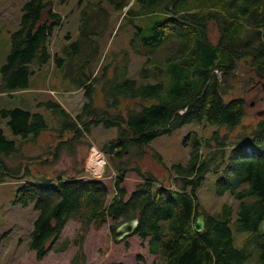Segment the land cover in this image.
<instances>
[{
	"label": "trees",
	"instance_id": "16d2710c",
	"mask_svg": "<svg viewBox=\"0 0 264 264\" xmlns=\"http://www.w3.org/2000/svg\"><path fill=\"white\" fill-rule=\"evenodd\" d=\"M80 3L78 38L68 34L61 55L52 50L53 35L64 21L55 0H28L2 66L4 92L27 89L30 75L50 59L64 69L74 91L84 90L77 114L53 95L39 101L50 111L51 123L29 108L0 110V182L22 180L17 201L32 202L38 210L30 241L37 257L53 249L71 219L80 224L76 236L82 244L96 219L113 222L115 235L118 225L139 216L135 233L148 240L152 252L162 251L166 264H247L248 254L234 244L236 223L238 230L257 233L258 264H264V117L247 120V101L236 94L234 75L241 62L264 74V0ZM112 15L116 20L110 28ZM214 24L217 40L211 35ZM246 77L239 83L254 82V75ZM195 119L215 129L207 137L199 131L188 134L187 164L168 167L172 184L137 162L156 137ZM4 120L18 139L6 135ZM97 126L117 128L116 139L101 148L106 167L117 172L113 187L84 167L46 170L60 161L63 149L76 152L74 141L91 144ZM53 130L55 142L30 155L28 145H38L40 136ZM153 150L163 163L162 154ZM37 164L44 170L35 171ZM130 171L137 175L132 191L125 185ZM210 173L217 176L216 194L230 199L207 213L206 230L198 232L193 224L202 211L199 192Z\"/></svg>",
	"mask_w": 264,
	"mask_h": 264
},
{
	"label": "rangeland",
	"instance_id": "374dc122",
	"mask_svg": "<svg viewBox=\"0 0 264 264\" xmlns=\"http://www.w3.org/2000/svg\"><path fill=\"white\" fill-rule=\"evenodd\" d=\"M27 1L0 0V110L15 107L29 108L33 111L42 112L48 122L51 123L50 111L38 104L43 98L51 97L53 95L50 93L51 91L59 92L58 95L55 92L57 97L54 95L53 97H56L73 114L79 112L85 101L84 90L80 89L73 92V83L69 78L64 77V69L58 67L53 59L36 68L35 72L30 75L27 89L12 93L3 91L2 66L10 53L12 33L20 26L23 6ZM82 4L80 0L67 2L55 0L56 8L63 15L64 21L63 25L53 35L52 50L54 53L58 51L61 55L64 54L62 48L69 41L68 34L72 35L73 40L78 38ZM93 12L96 13V8ZM115 20V16L112 15L109 23L110 28ZM211 35L213 40H217L220 36V31L215 24L211 28ZM257 37V35L253 36V48L259 46ZM247 38L245 36V40ZM243 61L245 62V60ZM245 63L241 62V68L239 67L240 69L238 68L234 74L235 82L239 86L236 94L246 98L247 120L257 122L259 120L258 111L264 108V89L255 84L256 82H250L248 85L239 83H245L246 76L255 73L251 68L245 67L248 65L247 62ZM136 64V69L142 66L139 62ZM228 94L230 92L225 93V95ZM225 97L226 99L229 98V96ZM253 101L255 102L254 105H252ZM205 123L206 121L201 122L195 119L174 128L169 133L159 135L150 143L153 147L148 149L150 152H145V155L137 162L140 161L144 170L151 171L160 179H164L167 184H172L173 180L170 176L173 175L170 171L172 164H187L192 150L191 144L185 142L188 134L199 131L200 135L207 137L215 129V126ZM1 126L9 138H19L12 133L6 120L1 123ZM56 133V130L45 131L38 139V145H28L29 154L46 151L50 145L49 142H55ZM116 137V127L106 128L104 126L95 127L89 136L92 142H95L100 148L104 143L116 139ZM73 146L76 152L71 154L68 150L63 149L60 161L46 170L51 172L57 169H67L71 172L72 167L78 169L84 167L87 172L92 171L89 172L90 175L93 173L92 175L95 176L102 174L105 170V178L98 177V179L107 180V183L113 187L112 178L116 175V171L110 164L106 169L101 167L102 170L97 169V167H92V170L88 169L89 157L93 151L90 149V143L74 141ZM153 149L162 154L163 163L155 159ZM33 168L35 171L44 170L42 165L38 164L34 165ZM128 175L125 185L132 191L137 184V175L133 171H130ZM216 180L217 176L210 173L199 192L202 211H205L206 214L213 213L230 199L229 194L224 197L216 194ZM23 185L22 180L12 178L0 182V264H166V255L162 251L159 253L152 252L148 240H145L140 234L132 233L121 240H116L110 229V224L113 222L109 221L107 224H103L99 219L90 225L82 244L78 242L76 236L80 226L79 222L74 219L69 220L53 249L45 257L38 258L36 251L30 247L33 223L38 215V210L32 202L23 204L17 201L18 190ZM233 204L234 208L237 209V203L233 202ZM233 229L234 244L238 249H242L248 254L247 264H258L260 248L256 239L257 233L238 230L237 223L234 224ZM163 233L166 238L172 235L167 226Z\"/></svg>",
	"mask_w": 264,
	"mask_h": 264
},
{
	"label": "water",
	"instance_id": "95a60500",
	"mask_svg": "<svg viewBox=\"0 0 264 264\" xmlns=\"http://www.w3.org/2000/svg\"><path fill=\"white\" fill-rule=\"evenodd\" d=\"M256 71L259 77L257 81V85H261V87L264 89V74L258 70ZM254 103L255 102L253 101L252 105H254ZM258 115L264 116V108L258 111ZM139 223H140L139 216H136L132 219L122 222L116 228V231H115L116 239L120 240V239H123L125 236L134 233ZM194 229L198 232H203L206 230V212L204 211L200 212L199 216L196 218L194 222Z\"/></svg>",
	"mask_w": 264,
	"mask_h": 264
},
{
	"label": "bare ground",
	"instance_id": "6f19581e",
	"mask_svg": "<svg viewBox=\"0 0 264 264\" xmlns=\"http://www.w3.org/2000/svg\"><path fill=\"white\" fill-rule=\"evenodd\" d=\"M93 163L95 164V166L97 167V169L100 170V168L102 167V162H100V161L98 160V157H95V158H94Z\"/></svg>",
	"mask_w": 264,
	"mask_h": 264
}]
</instances>
